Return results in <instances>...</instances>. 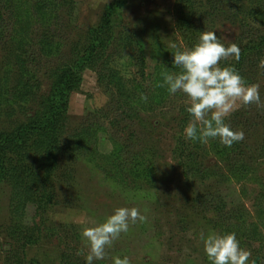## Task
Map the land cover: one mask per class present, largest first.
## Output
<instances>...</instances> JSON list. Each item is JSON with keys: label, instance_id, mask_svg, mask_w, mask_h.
<instances>
[{"label": "rangeland", "instance_id": "374dc122", "mask_svg": "<svg viewBox=\"0 0 264 264\" xmlns=\"http://www.w3.org/2000/svg\"><path fill=\"white\" fill-rule=\"evenodd\" d=\"M111 1L76 0L71 15H63L64 56L42 61L39 94L21 103L22 109H8L5 100L11 95L5 90L0 132L11 131L47 97L49 74L82 53L87 30L99 23ZM182 6V0H124L106 52L82 73L80 85L68 96L58 125L56 164L45 185L50 199L40 202V188L31 181L43 179L35 137L22 156L10 159V173L18 168L17 176L31 185L28 200L21 204L14 188L20 180L7 173L0 182V264H86L82 231L121 207L137 208L146 220L130 224L106 249L105 259L93 264H113L116 257H128L130 264H210L201 233H235L240 247L251 252L249 264H264V108L241 107L227 118L232 130L243 131L242 141L231 147L218 139L203 144L184 137L190 120L186 97L158 86L166 72L180 71L173 66L175 52L189 49L178 26L182 13L196 14L205 23L203 32H215L228 46L237 44L240 35L264 36V0H193L187 12ZM1 14L7 34L13 27L11 13ZM133 33H142L147 45L144 75L124 56L135 49ZM8 46L0 41V89L4 81L8 88L16 82ZM258 53L257 61L246 60L241 77L260 86L264 102V45ZM232 62L221 61L220 66ZM130 81L140 84L138 102L124 101Z\"/></svg>", "mask_w": 264, "mask_h": 264}, {"label": "trees", "instance_id": "16d2710c", "mask_svg": "<svg viewBox=\"0 0 264 264\" xmlns=\"http://www.w3.org/2000/svg\"><path fill=\"white\" fill-rule=\"evenodd\" d=\"M182 1L183 6L181 8L187 12L188 7L186 6H190L193 0ZM75 2L76 0H0V41L3 42V46H8V43L11 44L7 48V57L12 61L15 69H13V77L16 81L9 88L5 86L7 81H4V85L0 89V103L6 95L5 90L7 89L11 98L5 102L11 112L14 111V107L22 109L21 103L35 99L39 94L41 87L39 66L42 61L52 57L64 56L60 43L62 42L61 28L63 30L66 23H62V18L63 15L67 17L71 15V12L75 10ZM123 4L124 0H112L105 7L99 23L87 30L86 45L82 53L71 64L66 63L63 67L58 66L49 74L52 77V83L47 97L42 99L30 116L24 117L22 121H16L11 131L0 132V182L6 178L7 173L14 175L17 181L20 180V183L14 184L16 186L14 188L16 192H19L17 197L22 200L21 204L28 200L27 196L31 183H27L21 176H17L18 168L12 169L10 173L7 167L8 164L12 163L10 159L22 156V150L25 149L26 145H29V139L34 136L35 139L32 143L43 159L41 161L43 179L39 181L37 178L31 181L37 188H40L41 194L38 197L40 202L43 199H50L46 193L45 185L49 183L53 167L56 164L54 150L59 145L57 139L58 125L62 122V115L68 108V96L80 85L82 73L87 68H92L94 62L98 60V56L106 52L114 17L121 10ZM1 10L10 12L12 17L10 19L13 20V27L7 34H4L3 22L5 23V20ZM179 18V30L183 33L181 37L185 45L191 49L199 42L200 34L205 29V23L200 22L196 14L190 16L188 13H182ZM246 27L244 25V29ZM39 29H41L40 32ZM141 34L133 33L135 49L133 53L127 52L124 56L129 62L130 60L133 61L137 73L144 75L147 45ZM156 35L158 37L156 45L158 46L161 41L160 36ZM238 39L237 45L241 50L240 59L238 62L234 60L228 66L234 67L241 76L243 73L241 70L246 65L244 63L247 59L251 62L257 61L260 55L258 52L264 45V36H260L259 33L251 36V38L240 35ZM124 40L126 44L130 39L126 36ZM159 50H157V54ZM130 84L128 90L123 92L128 97L127 100L125 97L124 101L128 102L130 99L134 102L140 101V99L134 100L137 91H141L140 84L133 81H130ZM184 116L183 123L187 121L189 115L186 113ZM221 152L223 153L224 150Z\"/></svg>", "mask_w": 264, "mask_h": 264}, {"label": "clouds", "instance_id": "9594fccd", "mask_svg": "<svg viewBox=\"0 0 264 264\" xmlns=\"http://www.w3.org/2000/svg\"><path fill=\"white\" fill-rule=\"evenodd\" d=\"M176 49L175 43L169 44ZM241 50L235 43L225 46L215 32H202L199 42L191 49L177 50L173 55V66L178 73H165L164 83L171 95L182 93L185 97L186 112L190 115L184 137L191 141L207 144L210 139L231 147L244 139L243 131H234L225 121L241 107L255 105L264 108L259 85L247 84L232 66L221 67V61H239ZM264 68V60L260 61ZM147 100L146 96H141ZM146 217L135 208L121 207L114 210L104 222L87 227L82 231L84 246L87 248L86 264L103 260L106 249L111 247L122 233H127L130 224L144 222ZM204 253L210 264H249L251 252L240 247L235 233L200 234ZM113 264H130L128 257L113 258ZM255 264V260L251 261Z\"/></svg>", "mask_w": 264, "mask_h": 264}]
</instances>
